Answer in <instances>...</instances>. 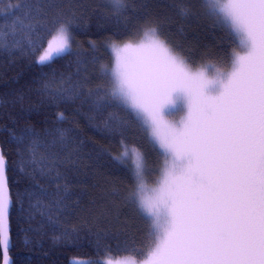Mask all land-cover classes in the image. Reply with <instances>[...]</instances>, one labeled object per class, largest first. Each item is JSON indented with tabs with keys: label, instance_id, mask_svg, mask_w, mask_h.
<instances>
[{
	"label": "trees",
	"instance_id": "trees-1",
	"mask_svg": "<svg viewBox=\"0 0 264 264\" xmlns=\"http://www.w3.org/2000/svg\"><path fill=\"white\" fill-rule=\"evenodd\" d=\"M24 5L0 0V31L9 45L0 48V149L12 203L11 264H100L126 253L141 256L151 224L131 198V167L114 157L121 141L135 146L148 181L163 158L139 119L109 95L108 45L137 40L155 24L191 66H219L236 49L235 37L203 0H128L119 16L108 0ZM22 17L32 25L30 37L14 27ZM55 21L71 22V49L40 65L37 57L56 35Z\"/></svg>",
	"mask_w": 264,
	"mask_h": 264
},
{
	"label": "snow or ice",
	"instance_id": "snow-or-ice-1",
	"mask_svg": "<svg viewBox=\"0 0 264 264\" xmlns=\"http://www.w3.org/2000/svg\"><path fill=\"white\" fill-rule=\"evenodd\" d=\"M108 3L119 16L128 0ZM203 3L235 37L236 49L219 66L193 71L155 24L142 30L135 49L130 43L111 44L109 95L142 122L164 161L158 178L150 182L142 153L121 141L114 159L126 166L130 160L135 183L131 198L150 218L152 232L146 252L126 253L115 264H264V0ZM180 14L186 16L188 10ZM54 23L56 35L38 56L40 65L71 49V22ZM17 26L31 36L26 18L16 21ZM6 36L0 31V48L9 46ZM28 43L36 50L34 42ZM131 51L144 55L133 58L127 55ZM181 113L177 123L170 122ZM64 137L61 131L59 138ZM5 172L0 152V256L8 264L5 223L11 197Z\"/></svg>",
	"mask_w": 264,
	"mask_h": 264
},
{
	"label": "rangeland",
	"instance_id": "rangeland-1",
	"mask_svg": "<svg viewBox=\"0 0 264 264\" xmlns=\"http://www.w3.org/2000/svg\"><path fill=\"white\" fill-rule=\"evenodd\" d=\"M141 37H142V35L137 39V40H134V41H127V42H122V43H117L118 44V46L119 47H123L126 43H130L131 45H132V47H133V49H135V48H137L138 47V45H139V43L141 42ZM53 38V37H52ZM47 45H48V43H47ZM47 45L45 46V48L44 49H46L47 48ZM108 50H109V52H110V54H111V57H112V66H113V64H114V55H113V53H112V51H111V44L110 45H108ZM43 52V51H42ZM42 52H41V54H42ZM127 55L128 56H130V57H133V58H136V57H140V56H142V55H144V53L143 52H140V51H131V52H129V53H127ZM37 59H38V57H37ZM112 66H111V68H112ZM202 67H204V66H192V69H193V71H195V70H197V69H199V68H202ZM208 75H209V77H211L212 75H214V72L210 69L209 70V72H208ZM182 115H183V113H181V114H179V115H175V116H172V117H170L169 119H170V122H172V123H177L180 119H181V117H182ZM140 121V120H139ZM140 123L142 124V122L140 121ZM142 126H143V124H142ZM144 127V126H143ZM145 128V127H144ZM146 132H147V130H146ZM147 135H148V138H149V140L153 143V141L150 139V137H149V134H148V132H147ZM154 144V143H153ZM154 146L158 149V151L161 153V150L159 149V147L156 145V144H154ZM162 158H163V156H162ZM163 159H162V162H161V164H160V166H159V168H158V170L156 171V176L153 178V180L152 181H150V182H154L157 178H158V175H159V171H160V169L163 167ZM130 167H131V163H130V160L128 161V163H127ZM147 172V170L145 169V173ZM146 176H147V174H146ZM150 186H154V183H152V184H150ZM141 212V211H140ZM142 213V212H141ZM143 214V213H142ZM144 215V214H143ZM145 216V215H144ZM146 217V216H145ZM149 221H150V224H151V220H150V218H148V217H146ZM151 228H152V225H151ZM108 260H111L112 262H113V264H115V262L117 261V260H123V259H104V260H101L100 261V264H106V261H108ZM80 262H81V264H85V262L84 261H81V260H79ZM74 261H72V263H73Z\"/></svg>",
	"mask_w": 264,
	"mask_h": 264
},
{
	"label": "water",
	"instance_id": "water-1",
	"mask_svg": "<svg viewBox=\"0 0 264 264\" xmlns=\"http://www.w3.org/2000/svg\"><path fill=\"white\" fill-rule=\"evenodd\" d=\"M0 152H1V149H0ZM7 187H8V183H7ZM8 193L10 194L9 189H8ZM11 207H12V203L10 205L9 213H8L7 220H6V223H5V239H10L8 219H9V214H10ZM9 249H10V246H9ZM9 249H8V251H9ZM7 260H8V264H11V261H10L9 255H8V252H7ZM2 264H4V258L3 257H2Z\"/></svg>",
	"mask_w": 264,
	"mask_h": 264
}]
</instances>
